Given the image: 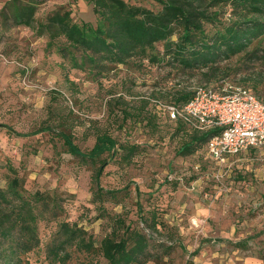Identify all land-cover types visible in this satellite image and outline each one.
I'll use <instances>...</instances> for the list:
<instances>
[{
  "label": "rangeland",
  "instance_id": "1",
  "mask_svg": "<svg viewBox=\"0 0 264 264\" xmlns=\"http://www.w3.org/2000/svg\"><path fill=\"white\" fill-rule=\"evenodd\" d=\"M7 1L0 0V10ZM129 1L157 6L153 0ZM61 6L72 8L75 21L96 23L85 0H46L39 14ZM47 41L32 28L0 17V185H6L7 168L13 165L28 190L59 195L67 219L79 222L98 243L110 231L109 214L138 222V203L143 213L156 209L167 229L151 238L173 248L168 253L161 249L158 261L145 264H264V146L247 150L225 167L208 158L205 146L183 155L179 147L192 131H178L177 122L155 102L159 91L195 90L217 84L218 77L205 81L201 74L207 69L177 77L158 66L122 65L94 80L85 71L63 66ZM221 67L230 71L226 82L252 88L264 100V58L236 57ZM244 67L245 73H235ZM142 100L149 101L144 112ZM60 124L84 151L101 133L119 144L139 146L130 160L121 147L108 159L102 186L128 190L120 193V203H105L106 213L92 202L91 166L66 151L57 131L37 132ZM53 229L52 223H41L44 244ZM99 259L95 262L105 264ZM23 264L49 263L36 251Z\"/></svg>",
  "mask_w": 264,
  "mask_h": 264
},
{
  "label": "trees",
  "instance_id": "2",
  "mask_svg": "<svg viewBox=\"0 0 264 264\" xmlns=\"http://www.w3.org/2000/svg\"><path fill=\"white\" fill-rule=\"evenodd\" d=\"M44 1L8 0L0 10L1 20L30 27L39 36H46L47 47L57 51L63 66L85 71L94 80L123 65L138 69L158 66L177 77L193 76L207 69L201 74L205 81L218 77L219 82L231 75L221 67L223 62L236 57L264 58V0H153L157 6L150 7L129 0H85L93 7L96 23L75 21L72 8L66 6L40 15ZM246 67L234 71L245 73ZM194 93L195 90L183 87L159 91L155 99L162 104L166 103L160 99H168L167 103L182 107ZM148 102L141 101L143 112ZM174 121L178 131H192L179 153L189 155L206 147L209 133L192 129L182 119ZM66 127L46 126L37 132L57 131L66 151L91 166L92 202L106 213L105 203H120V193L128 190L102 186L108 159L121 147L125 149L124 159L130 160L139 146L119 144L112 135L101 133L94 146L84 151ZM7 170L6 185H0V264H23L36 251L43 252L49 264H98L99 258L105 264H145L158 261L161 249L168 253L173 248L151 238L153 233L167 229L156 209L143 213L138 203V222L128 221L121 213L109 214L110 231L98 243L79 222L67 219L59 195L39 189L30 191L16 167L9 165ZM43 222L54 225L45 244L40 233Z\"/></svg>",
  "mask_w": 264,
  "mask_h": 264
},
{
  "label": "built area",
  "instance_id": "3",
  "mask_svg": "<svg viewBox=\"0 0 264 264\" xmlns=\"http://www.w3.org/2000/svg\"><path fill=\"white\" fill-rule=\"evenodd\" d=\"M169 120L182 119L192 129L209 133L206 150L217 166L264 146V100L252 88L219 84L200 86L182 107L155 100Z\"/></svg>",
  "mask_w": 264,
  "mask_h": 264
}]
</instances>
